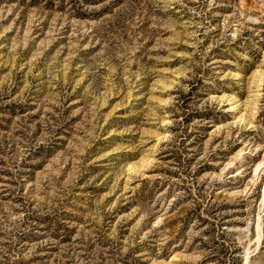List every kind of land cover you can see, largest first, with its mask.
<instances>
[{
	"label": "rangeland",
	"instance_id": "obj_1",
	"mask_svg": "<svg viewBox=\"0 0 264 264\" xmlns=\"http://www.w3.org/2000/svg\"><path fill=\"white\" fill-rule=\"evenodd\" d=\"M0 264H264V0H0Z\"/></svg>",
	"mask_w": 264,
	"mask_h": 264
},
{
	"label": "bare ground",
	"instance_id": "obj_2",
	"mask_svg": "<svg viewBox=\"0 0 264 264\" xmlns=\"http://www.w3.org/2000/svg\"><path fill=\"white\" fill-rule=\"evenodd\" d=\"M260 233H258L257 232V237H256V239H257V242H258V240H259V237H260V235H259Z\"/></svg>",
	"mask_w": 264,
	"mask_h": 264
}]
</instances>
